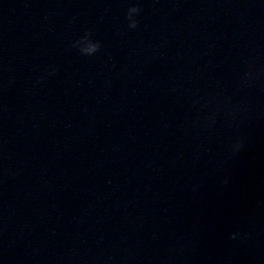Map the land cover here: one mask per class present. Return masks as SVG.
<instances>
[{
  "label": "water",
  "instance_id": "1",
  "mask_svg": "<svg viewBox=\"0 0 264 264\" xmlns=\"http://www.w3.org/2000/svg\"><path fill=\"white\" fill-rule=\"evenodd\" d=\"M0 264H264V0H0Z\"/></svg>",
  "mask_w": 264,
  "mask_h": 264
},
{
  "label": "clouds",
  "instance_id": "2",
  "mask_svg": "<svg viewBox=\"0 0 264 264\" xmlns=\"http://www.w3.org/2000/svg\"><path fill=\"white\" fill-rule=\"evenodd\" d=\"M140 11L141 9L138 4H129L126 10V20L128 29L134 30L138 27V16L140 14ZM72 47L76 48L80 55L91 57L94 56L100 50L101 45L98 40L93 38V34L90 30H85L83 35H81L78 39L74 41ZM51 71L54 72L55 69H52ZM250 75V73L246 74L244 82H247V79L248 77H250ZM242 146V141H237L232 145L231 151L233 153H236L241 149ZM224 183H227V179L224 180ZM238 236L239 233H233L230 238L235 240L238 238Z\"/></svg>",
  "mask_w": 264,
  "mask_h": 264
}]
</instances>
